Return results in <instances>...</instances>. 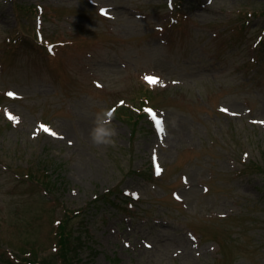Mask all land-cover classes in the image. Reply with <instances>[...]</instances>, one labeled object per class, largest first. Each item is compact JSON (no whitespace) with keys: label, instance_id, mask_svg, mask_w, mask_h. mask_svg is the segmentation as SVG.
<instances>
[{"label":"rangeland","instance_id":"1","mask_svg":"<svg viewBox=\"0 0 264 264\" xmlns=\"http://www.w3.org/2000/svg\"><path fill=\"white\" fill-rule=\"evenodd\" d=\"M261 122L264 0H0V264H264Z\"/></svg>","mask_w":264,"mask_h":264},{"label":"trees","instance_id":"2","mask_svg":"<svg viewBox=\"0 0 264 264\" xmlns=\"http://www.w3.org/2000/svg\"><path fill=\"white\" fill-rule=\"evenodd\" d=\"M142 99L139 100V104L138 105H132V112H130V110L128 109L127 111H123V113H121V110L118 111L119 108H121L120 106L118 108H116V111H118L120 116H123L129 123H131L132 125V130L135 131V124L137 125V123L145 118H147V112H146V107L149 106L150 104V100L149 97L143 93L142 95ZM28 176H31L28 173ZM32 177V176H31ZM37 183H41V185H44V187L46 188V192L49 193L48 188L50 187V185L47 182H42V180L40 178L36 179ZM70 212V211H68ZM73 216V214H72ZM69 219L70 217H61L60 219H58V221L56 222V226L55 230L53 231V252H52V256L49 260H47V263H44L46 260L44 261H40L38 259V257L35 255L36 252L33 251H28L27 253H29L28 255H32L33 258L31 257H25L24 256L22 258H18L16 256V254L14 252L9 251V254L12 255V258H15L19 261H23L26 262L27 264H75L74 263V258H73V246H72V239L71 237L73 236V230L69 228ZM13 249V248H12ZM25 252V251H24ZM15 254V255H14ZM54 256H55V260L56 263H54ZM53 259V261H52Z\"/></svg>","mask_w":264,"mask_h":264},{"label":"clouds","instance_id":"3","mask_svg":"<svg viewBox=\"0 0 264 264\" xmlns=\"http://www.w3.org/2000/svg\"><path fill=\"white\" fill-rule=\"evenodd\" d=\"M114 112L111 109H104L96 114L93 127L89 132L92 143L104 146H114L117 131L112 124Z\"/></svg>","mask_w":264,"mask_h":264},{"label":"snow or ice","instance_id":"4","mask_svg":"<svg viewBox=\"0 0 264 264\" xmlns=\"http://www.w3.org/2000/svg\"><path fill=\"white\" fill-rule=\"evenodd\" d=\"M101 15H106V11L105 10H101ZM144 79L146 80V82H148L150 85H154L156 83H158V80L159 78L157 77H149V76H145ZM7 95L9 96H14V93H7ZM123 103V102H121ZM221 111H226L225 109H221ZM261 123H264V122H261ZM155 125L156 127L160 130V131H163V129L161 128V121L159 119H156L155 120ZM41 128L45 131V132H49V129L44 126V125H41ZM52 135H55V133H51ZM157 171L159 172V169H157Z\"/></svg>","mask_w":264,"mask_h":264}]
</instances>
